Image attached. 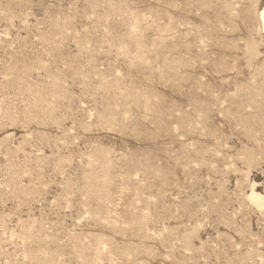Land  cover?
Wrapping results in <instances>:
<instances>
[{
	"label": "rangeland",
	"instance_id": "obj_1",
	"mask_svg": "<svg viewBox=\"0 0 264 264\" xmlns=\"http://www.w3.org/2000/svg\"><path fill=\"white\" fill-rule=\"evenodd\" d=\"M264 0H0V264H264Z\"/></svg>",
	"mask_w": 264,
	"mask_h": 264
},
{
	"label": "bare ground",
	"instance_id": "obj_2",
	"mask_svg": "<svg viewBox=\"0 0 264 264\" xmlns=\"http://www.w3.org/2000/svg\"><path fill=\"white\" fill-rule=\"evenodd\" d=\"M260 17L263 23V28H264V8L261 10ZM249 199L252 203H254L256 206L261 207L263 206L264 202L262 197H260L254 189L252 190L251 194L249 195Z\"/></svg>",
	"mask_w": 264,
	"mask_h": 264
}]
</instances>
